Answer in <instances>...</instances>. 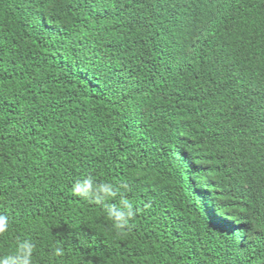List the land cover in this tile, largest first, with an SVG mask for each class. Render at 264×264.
<instances>
[{
	"label": "trees",
	"instance_id": "16d2710c",
	"mask_svg": "<svg viewBox=\"0 0 264 264\" xmlns=\"http://www.w3.org/2000/svg\"><path fill=\"white\" fill-rule=\"evenodd\" d=\"M0 214L33 264H264V0H0Z\"/></svg>",
	"mask_w": 264,
	"mask_h": 264
},
{
	"label": "clouds",
	"instance_id": "9594fccd",
	"mask_svg": "<svg viewBox=\"0 0 264 264\" xmlns=\"http://www.w3.org/2000/svg\"><path fill=\"white\" fill-rule=\"evenodd\" d=\"M121 189L126 190V186L121 184L118 188L109 182L98 183L91 175H86L78 179L71 186V192L74 196L85 201L96 204H107L105 209L106 217L112 223L115 231L123 232L129 228L134 220L136 209L132 201L127 199ZM116 201L115 203H108ZM10 229L9 217L0 214V237H3ZM36 244L31 239H18L15 245V251L11 254L0 255V264H33V253ZM64 248L56 244L50 254L51 259L63 258Z\"/></svg>",
	"mask_w": 264,
	"mask_h": 264
}]
</instances>
